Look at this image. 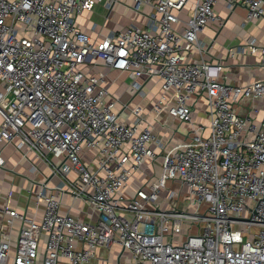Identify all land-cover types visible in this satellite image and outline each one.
I'll list each match as a JSON object with an SVG mask.
<instances>
[{
  "label": "built area",
  "instance_id": "built-area-1",
  "mask_svg": "<svg viewBox=\"0 0 264 264\" xmlns=\"http://www.w3.org/2000/svg\"><path fill=\"white\" fill-rule=\"evenodd\" d=\"M101 1L0 0V144L48 170L27 165L40 217L0 207V264H86L114 243L132 264H264V79L229 82L219 60L204 58L200 33L223 22L218 0H133L151 8L144 26L97 39L77 17ZM223 5L246 8L242 27L264 15V0ZM227 52L259 54L264 68L255 38ZM103 65L132 74L135 103L111 92ZM155 124L173 130L169 142Z\"/></svg>",
  "mask_w": 264,
  "mask_h": 264
},
{
  "label": "crops",
  "instance_id": "crops-1",
  "mask_svg": "<svg viewBox=\"0 0 264 264\" xmlns=\"http://www.w3.org/2000/svg\"><path fill=\"white\" fill-rule=\"evenodd\" d=\"M105 1L96 3L90 10L82 11L77 17L79 26L88 32L92 38L101 39L109 33L119 31L129 25L144 26L146 14L151 11V8L147 6L136 11L133 8V0H116L112 8L108 9ZM186 7H191V3H187ZM213 9L223 19V22L222 24H219L218 21L210 22L200 33V38L207 43V53L204 54V58L206 60H219L223 65V73L226 74L229 82L247 83L253 79H264V68L256 66L260 61L259 54L229 55L227 52L230 47L241 45L249 38H255L258 43L264 44V15L245 23L242 27L241 24L246 15L244 6L237 5L232 11H229L224 7L223 0H218ZM95 23L97 28L93 29L92 26ZM192 58L198 59L196 55ZM100 69L109 72L110 76L115 78V82L110 87L114 95L126 101L131 100V104L138 100L137 97H133L127 91V84L132 77L131 73L110 71L104 65L100 66ZM156 90L154 88L152 91L156 93ZM145 101L146 104L144 103V105H146L147 111L144 113L147 119L153 120L154 113L149 111L151 98ZM241 110L246 111L244 108ZM120 116L121 119L126 120L128 118L127 111L121 112ZM159 116L167 118L172 128H178L183 133L187 131L184 123L168 116L165 111L161 112ZM192 116L196 120L205 119L204 114L199 111H193ZM1 121L2 117L0 116ZM155 126L159 138L169 142L173 130H168L158 124ZM180 135L175 133L176 140L180 138ZM0 157L4 161L3 166H0V207L7 205L9 208H17L26 212L28 216L40 217L44 202L40 200L36 204L34 194H30L28 191L31 186L30 178L33 175L29 172L27 165L32 161L43 172L47 173L48 170L33 154H28L30 160L22 157L13 143L0 144ZM37 180L41 181L43 177L40 175ZM39 188L40 185L35 184L34 189ZM62 200L69 203L71 196L68 193H63ZM75 206L83 207L84 201L76 199ZM3 218V214L0 212V231L7 229ZM86 264H132V262L129 254L119 244L114 243L109 248L98 247L95 250V257Z\"/></svg>",
  "mask_w": 264,
  "mask_h": 264
},
{
  "label": "rangeland",
  "instance_id": "rangeland-1",
  "mask_svg": "<svg viewBox=\"0 0 264 264\" xmlns=\"http://www.w3.org/2000/svg\"><path fill=\"white\" fill-rule=\"evenodd\" d=\"M125 11V10H124ZM150 94L151 95H154L155 94V91H152V92H150ZM146 102V101H145ZM144 102V103H145ZM146 104V103H145ZM145 111H147V109H146V107H145ZM181 128L182 129H184L183 128V126H181ZM174 185L173 184H171V183H167V187H173ZM132 188H131V192H132ZM166 196V197H165ZM163 197H165L164 199H165V203L168 205V204H170V203H173L172 202V200H170V197H171V193L169 192V191H167V193H164V195H163Z\"/></svg>",
  "mask_w": 264,
  "mask_h": 264
}]
</instances>
